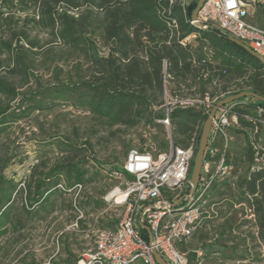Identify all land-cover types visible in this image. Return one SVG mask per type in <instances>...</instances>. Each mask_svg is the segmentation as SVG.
Instances as JSON below:
<instances>
[{"label":"trees","instance_id":"1","mask_svg":"<svg viewBox=\"0 0 264 264\" xmlns=\"http://www.w3.org/2000/svg\"><path fill=\"white\" fill-rule=\"evenodd\" d=\"M196 5L197 0L186 7L179 0H0V140L29 114L63 104L88 112L99 131L115 133L140 126L157 130L150 138L141 137L140 149L152 145L166 150L172 140L175 146H192L196 153L209 113L202 103L177 108L167 130L158 121L164 115L165 90L197 100L208 96L216 103L242 91L264 97V63L220 29L194 24ZM250 20L264 27V2ZM33 32L46 34L47 43L33 37ZM38 59L43 65L56 63V82L44 84L35 75ZM64 59L73 63L62 78L59 61ZM245 98L234 101L239 126L230 135L243 141L226 149L233 168L224 192L231 189L245 211L253 210L249 220L264 244V125L257 121L254 106L243 102ZM257 103L264 106L261 100ZM56 146L55 156L47 151L35 155L20 179L8 176L5 169L23 164L26 157L16 151L0 158V239L24 226L21 210L31 217L51 214L67 192L83 190L93 181L89 142L64 135ZM120 165L111 167L110 178L115 179L112 173ZM223 181L213 183L211 201L213 186ZM93 204L99 209L103 201L93 199ZM119 221H102L100 226L113 228ZM187 241L178 243L184 253ZM193 261L198 264L195 254L188 258Z\"/></svg>","mask_w":264,"mask_h":264},{"label":"built area","instance_id":"2","mask_svg":"<svg viewBox=\"0 0 264 264\" xmlns=\"http://www.w3.org/2000/svg\"><path fill=\"white\" fill-rule=\"evenodd\" d=\"M179 1L186 7L192 0ZM263 2L206 0L199 12L200 27H216L245 42L264 57V27L249 19ZM257 100L248 97L243 102L254 106L259 115L257 121L264 125V106ZM196 103L204 104L210 113L216 99L211 100L208 96L204 100L184 98L165 90L161 106L164 115L158 121L170 130L171 113ZM235 103L222 106L213 117L199 184L194 192L190 187L195 156L192 146H175L170 140L166 150H157L151 145L128 151L120 168L112 173L117 184L103 196L109 207L123 209V215L115 227L96 231L93 247L85 252L79 264H132L137 261L158 264L155 252L168 264H188L187 255L178 248V243L189 240L202 225L210 205L213 183L226 180L232 173L233 166L228 162L226 149L233 140L231 130L239 126ZM244 117L252 120L250 114ZM255 164H261L260 157L256 158ZM59 187L64 189L62 184ZM246 212L252 219L253 210L246 208ZM82 216H78L73 227H78Z\"/></svg>","mask_w":264,"mask_h":264},{"label":"rangeland","instance_id":"3","mask_svg":"<svg viewBox=\"0 0 264 264\" xmlns=\"http://www.w3.org/2000/svg\"><path fill=\"white\" fill-rule=\"evenodd\" d=\"M36 35L42 44L47 43L46 34L33 32L32 36ZM72 63L71 59L59 61L62 78L67 76ZM37 64L34 73L44 84L56 82V63L43 65L38 59ZM99 129L88 112L59 104L29 114L0 140V158H9L16 151L26 157L23 164H14L8 170V175L16 176L17 179L27 174L35 161V155L47 151L50 156H55L56 142L62 136H68L79 143L89 142L92 146L88 152L89 177H93V181L87 183L83 190L67 192L59 200L56 211L51 214L31 217L21 210L20 218L24 226L0 239V264H79L85 252L93 247L96 231L101 229L102 221L121 219L123 209L109 207L101 198L105 191L117 184L116 179L110 178L107 173L112 166H119L123 161L127 146H130L129 150L138 147L141 137L150 138L158 132L143 126L115 133ZM242 141V137H237L234 147ZM93 199L103 201L102 208L96 209ZM79 202L83 205L79 206ZM17 205L21 206V201H17ZM245 214L250 219L247 212ZM80 215H83L80 218L82 223L73 227Z\"/></svg>","mask_w":264,"mask_h":264},{"label":"crops","instance_id":"4","mask_svg":"<svg viewBox=\"0 0 264 264\" xmlns=\"http://www.w3.org/2000/svg\"><path fill=\"white\" fill-rule=\"evenodd\" d=\"M255 11L249 19L254 17ZM235 140L233 137V147ZM11 167L5 169L7 175ZM229 182L227 179L213 186L211 204L215 209L208 207L202 225L187 241V258L195 254L198 264H264V244L258 237V229L246 218L242 201L231 195V189L224 192Z\"/></svg>","mask_w":264,"mask_h":264},{"label":"water","instance_id":"5","mask_svg":"<svg viewBox=\"0 0 264 264\" xmlns=\"http://www.w3.org/2000/svg\"><path fill=\"white\" fill-rule=\"evenodd\" d=\"M206 0H198L197 5L194 8L192 12V22L198 26L201 25L200 19H199V12L202 6L204 5ZM230 40L238 44L239 46L243 47L246 49L249 53H251L254 57L259 59L261 62L264 63V57L256 53L253 49H251L245 42L241 41L240 39H237L233 36H229ZM244 97H254L257 98L258 100H261L264 102V97L259 95L258 93H255L253 91H242L240 93L230 95L227 97H224L223 99L219 100L211 109L202 129V134H201V139L199 142V146L197 149V152L195 153L194 159H193V165H192V171L190 175V187L191 190L194 192L199 184L200 176H201V171H202V166H203V161H204V155H205V149L208 143V139L210 136V131H211V126H212V121L213 117L215 116L217 110L221 108L222 106L229 104L231 102H234L236 100H239ZM149 229L148 227H146ZM155 258L157 260L158 264H168L163 257L158 253L155 252Z\"/></svg>","mask_w":264,"mask_h":264},{"label":"bare ground","instance_id":"6","mask_svg":"<svg viewBox=\"0 0 264 264\" xmlns=\"http://www.w3.org/2000/svg\"><path fill=\"white\" fill-rule=\"evenodd\" d=\"M81 264H83V262Z\"/></svg>","mask_w":264,"mask_h":264}]
</instances>
